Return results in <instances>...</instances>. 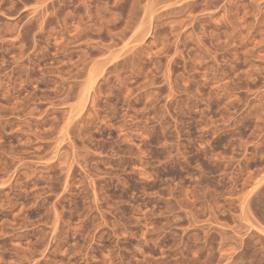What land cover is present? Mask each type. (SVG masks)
<instances>
[{
	"label": "rangeland",
	"instance_id": "1",
	"mask_svg": "<svg viewBox=\"0 0 264 264\" xmlns=\"http://www.w3.org/2000/svg\"><path fill=\"white\" fill-rule=\"evenodd\" d=\"M0 264H264V0H0Z\"/></svg>",
	"mask_w": 264,
	"mask_h": 264
}]
</instances>
